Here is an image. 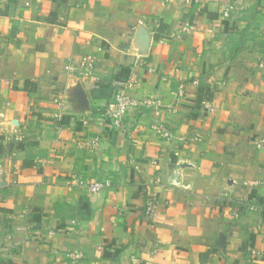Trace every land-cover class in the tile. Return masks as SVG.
Returning a JSON list of instances; mask_svg holds the SVG:
<instances>
[{"label": "crops", "instance_id": "crops-1", "mask_svg": "<svg viewBox=\"0 0 264 264\" xmlns=\"http://www.w3.org/2000/svg\"><path fill=\"white\" fill-rule=\"evenodd\" d=\"M185 23L198 30L178 40ZM263 38L264 0H0V236L14 234L0 264H67L54 249L78 264H264ZM90 55L93 76L68 72ZM119 90L159 99L174 139L142 106L112 128Z\"/></svg>", "mask_w": 264, "mask_h": 264}, {"label": "built area", "instance_id": "built-area-1", "mask_svg": "<svg viewBox=\"0 0 264 264\" xmlns=\"http://www.w3.org/2000/svg\"><path fill=\"white\" fill-rule=\"evenodd\" d=\"M235 10L234 6H231L228 11L224 13L225 17H229V12H232ZM197 27L193 24L185 23L181 27L182 34L175 35L177 39H181L182 36L186 33H190L193 31H196ZM141 50H144L142 46ZM264 51V50H263ZM264 54V52H263ZM136 62L135 65L139 67H145L146 62L144 60L143 56H136ZM95 57L89 56L84 58L78 65L69 64L68 65V72L71 74H74L76 76H93L94 68H95ZM261 67H263V63L260 64ZM130 86V85H129ZM59 106L62 105V102L58 103ZM203 110L205 112H213V107L209 105V102L205 101L202 103ZM145 107L152 111L153 114V120L151 125V130L154 132V134L160 138L161 140L171 142L174 139V133L171 130V125L165 122L162 119L163 115V105L159 99L156 98H138L135 95H129L123 90H119V92L111 99L109 100L107 106L105 107L104 111L102 112V119L108 122L112 128H118L120 126H123L125 121L127 120V117L129 115V112L131 109H134L136 107ZM63 122V116L59 112L56 115L55 123L57 125V128L60 127L59 124ZM83 123L85 125L88 124L87 120H84ZM18 142H21V139H17ZM100 141L95 140L93 142L92 147H99ZM254 145L257 148V150L264 151V136L258 139L254 140ZM73 182L77 185V187H85L89 188L91 193H100L104 189L109 188L112 186V182L110 180H102L97 181L86 185V181L83 177L77 176L74 178ZM156 183L160 185V180H157ZM169 183L171 186L174 187H182L184 189H188L189 187H185L181 181L178 180L177 177H172L169 180ZM222 198H225L229 201H233V198H231L230 195L224 193ZM160 202L159 198L157 196H150L146 199L145 203V215L149 218H153L157 215V213L160 210ZM241 208L240 210H244L248 213L257 212L259 211V206L255 204H251L247 201H243L240 204ZM243 212V211H242ZM235 217L240 216V212L234 213ZM8 232L5 235V237L0 236V254H2V251L5 250L7 245H10L12 247L14 234H12V230L10 227H8ZM48 234H53L52 231H48ZM52 253L54 255L61 256V259L66 261L67 264H78L83 259V254L81 252H72V253H64L61 254L57 250H52ZM126 264H142V259L139 255H133L131 256L128 261H126Z\"/></svg>", "mask_w": 264, "mask_h": 264}, {"label": "rangeland", "instance_id": "rangeland-1", "mask_svg": "<svg viewBox=\"0 0 264 264\" xmlns=\"http://www.w3.org/2000/svg\"><path fill=\"white\" fill-rule=\"evenodd\" d=\"M229 8H230V7H229ZM229 8H227V9H226L225 11H223L222 14H221V16H222L224 19H229V18L231 17V15H232V12H233V11H232V12H229V15H230V16H229L228 18L224 16V13H225L226 11H228ZM234 11H235V10H234ZM183 25H184V24H183ZM183 25H182V26H183ZM182 26H181V27H182ZM197 30H198V28H197ZM197 30H196V31H197ZM196 31H193V32H196ZM208 32H209V33H212V30H209ZM190 33H192V32H190ZM179 34H180V35L182 34V32H181V28H180V33H179ZM179 34H178V35H179ZM187 34H189V33H186V34H184L183 36H185V35H187ZM183 36H182L181 39H183ZM176 39H177V38H176ZM181 39H178V40H181ZM263 40H264V38H263ZM263 50H264V45H263V48H262V52H261V54H260V58H259V60H258V66H259V68L262 69V70L264 69V54H263L264 51H263ZM90 56H91V55H90ZM86 57H89V56H86ZM86 57H84V58H86ZM94 57H95V56H94ZM84 58H82L81 61H82ZM95 59H96V58H95ZM81 61H80V62H81ZM80 62H79V63H80ZM261 63H263V67L260 66ZM95 67H96V61H95ZM94 71H95V68H94ZM93 74H94V72H93ZM78 77H80V76H78ZM81 77H83V76H81ZM88 77H91V76H88ZM96 182H97V181H96ZM93 183H94V182H93ZM91 184H92V183H91ZM91 184H90V185H91ZM88 189H89V188H88ZM106 189H108V188H106ZM104 190H105V189H104ZM104 190H103V191H104ZM89 191H90V190H89ZM90 192H91V191H90ZM93 194H95V193H93ZM97 194H98V193H97ZM132 256H133V255H132Z\"/></svg>", "mask_w": 264, "mask_h": 264}]
</instances>
